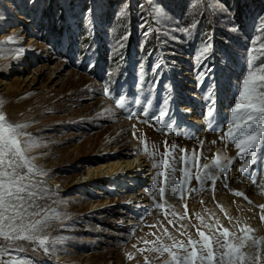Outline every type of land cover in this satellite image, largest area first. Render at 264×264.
Wrapping results in <instances>:
<instances>
[{
	"label": "rangeland",
	"instance_id": "1",
	"mask_svg": "<svg viewBox=\"0 0 264 264\" xmlns=\"http://www.w3.org/2000/svg\"><path fill=\"white\" fill-rule=\"evenodd\" d=\"M224 2L236 14L242 31H228L231 19L219 14L204 11L203 15L193 16L189 11L186 16L189 0H160L175 18L169 25L153 22L151 0H146L145 7H138L142 0H37L35 4L28 0H0V41L15 38L14 43L3 45L0 55V111L9 121L28 125L25 131L38 145L28 156L47 173L34 177L43 181L42 186L48 190L47 198L39 202L61 216L51 222L47 234L57 243L50 245L47 252L18 241L24 251L13 252V257H27L31 264H145L147 257L148 264H163L170 259L167 253L161 256L150 251L160 242L187 243L189 235L199 239L198 228L212 234L223 228L231 231L235 226L234 231L240 234L239 221L233 225L230 220L239 215L240 203L254 204L243 195L236 196L239 188L230 182L233 179L242 183L238 169L243 162L230 168L226 179L224 173H219L214 186L211 181L201 184L193 178L182 198L166 191L161 199L152 190L157 183L153 177L158 170H164L153 168V162L165 158V142L170 151L172 145H177L173 153L177 180L182 177L181 155L195 154L194 163L201 174L207 170L202 166L211 165L217 154L222 163L238 160L237 154L231 155L238 151L235 145L221 136L227 130L229 110L235 103V85L245 72V49L254 35V19L264 14V0ZM89 8L93 9L91 14H87ZM195 11L199 13L203 8L198 6ZM195 21H199L198 27L185 33V26ZM142 23L151 25V35L145 37V29L139 27ZM205 41L212 42L213 52L197 68L195 57ZM20 48L24 51L17 56ZM225 51L230 61L223 55ZM156 62L162 64L158 75L151 71ZM141 64L145 78L142 90L135 87ZM225 64L229 65L227 70ZM205 65L212 71L204 77L203 84H198V73ZM109 81L111 89L125 94L130 104L139 96L142 101L147 97L154 106L168 95L165 85H171L170 116L180 130L167 133L154 121L143 122L142 115L128 119L114 99L103 94ZM151 81H156L155 88ZM213 83L216 120L209 128L204 95ZM135 110L139 112V108ZM206 133L211 135L210 145L202 152V134ZM135 158H141L138 176L147 178L127 187L123 180L129 178L130 172L125 171V161ZM197 166L191 168L192 173ZM263 166L258 160L250 168L251 176L240 175L247 181L255 175L262 176ZM112 183L117 190L108 187ZM123 186L126 192L119 191ZM217 187L229 197L233 211L225 215L219 207L225 227L219 224L221 229L210 230L203 224H212L204 219L202 223L197 214H205L206 207L202 206L206 204L218 207L213 197ZM206 194L211 199L202 201ZM169 200L180 204L174 207ZM156 203L164 207L157 208ZM141 204L147 205L140 207ZM185 211L187 217L179 219ZM169 220L173 223L169 224ZM261 226L264 228L263 221Z\"/></svg>",
	"mask_w": 264,
	"mask_h": 264
},
{
	"label": "snow or ice",
	"instance_id": "2",
	"mask_svg": "<svg viewBox=\"0 0 264 264\" xmlns=\"http://www.w3.org/2000/svg\"><path fill=\"white\" fill-rule=\"evenodd\" d=\"M30 4L37 3V0H28ZM153 5L152 20L160 25H169L175 20L167 9L160 3V0H151ZM146 0H142L138 7H145ZM202 7L203 11L197 13L195 9ZM192 12V15H203L204 11L213 15L219 14L224 19H231L228 31H242L241 24L236 21V14L232 12L224 0H189L188 10L185 15ZM93 9L89 8L87 14H91ZM123 15V13H120ZM91 23V21H89ZM199 21H195L190 26H185L184 32L189 33L192 28L198 27ZM145 29V37L152 34L151 25L142 23L139 25ZM253 37L248 41L249 46L245 49V72L235 85L236 95L234 96V106L230 107V118L226 121L227 130L221 136L222 140H226L235 145L237 158L243 163L239 167L241 174L251 176L250 168L255 165L257 160L264 164V14H258L254 19ZM15 38L9 37L7 41H0V55H3V45L6 43H14ZM225 43H228L226 40ZM23 48L17 50L16 55L22 54ZM213 52V44L211 41L203 42V46L198 49L195 57L196 67L200 68L204 60L207 59L209 53ZM227 56V51L223 54ZM67 59V57H65ZM140 71L138 73V81L136 88L142 90L145 84L144 66L138 65ZM162 67L160 62L154 63L151 71L158 75V70ZM229 67L224 65L225 70ZM212 71L207 65L198 73V84H203L204 77ZM153 88L156 81H151ZM168 95L162 98V102L154 106L152 101L147 97L142 101L139 96L130 104L128 98L123 93H117L111 89V82L105 83L103 94L114 99L115 105L127 113L128 119H139L142 115L143 122L148 123L150 120L160 125L161 130L167 133L180 130L177 121L170 116L169 105L173 100L171 85H165ZM215 83L208 85V90L204 95L205 115L208 119V127L212 128L213 122L216 120V93ZM3 100H0V105ZM133 105L135 107H133ZM156 107L153 112L152 108ZM139 108V112L135 109ZM187 111H190L188 109ZM167 117V119H166ZM28 127L26 123H14L6 118V114L0 111V264H31L29 258L13 257L12 253L24 251L22 245L16 242L25 241L35 245L36 248L45 252L49 250L50 245H54L57 241L50 238L47 234L53 220L61 219L60 214L51 208H45L39 201L47 198L48 190L45 189L43 181H37L34 177L46 176L42 169L37 168L33 163L34 158H30L28 153L35 147L37 143L31 139L25 131ZM215 143V141H213ZM203 144V141H201ZM164 159L159 163L153 162V168L164 169L158 170L153 177L157 183H154L152 190L157 191L161 199L164 198L167 191L173 196L182 198L187 185L195 178L199 183L211 181L213 186L219 173L225 174L231 168L234 162L231 159L227 163H222L219 154L216 155L211 165L204 164L203 169H207L201 174L199 166L195 165L197 157L181 155L179 157L183 164L180 169L182 173L181 179L176 178V157L174 151L177 145L171 146V151L167 148ZM187 153L186 149L180 150ZM147 152V150H146ZM152 156L153 153H147ZM197 166L195 173L191 172V168ZM216 170L213 172L212 170ZM158 184L161 185L158 187ZM152 190L148 191V195H152ZM194 190V189H193ZM236 196H242L243 193L237 191ZM155 200V197H153ZM247 199V197H245ZM251 203V201H249ZM157 208H163V203H156ZM264 209V205L260 206ZM187 205H185V209ZM221 210L223 208L221 206ZM51 213V214H50ZM172 215H177L172 213ZM227 215V213H225ZM187 217V211L184 216L179 219L183 220ZM197 218L203 223V217L197 214ZM264 221V215L261 216ZM169 224L173 221L169 220ZM219 225V220L216 221ZM155 227V226H153ZM181 227H184L181 225ZM195 227V225H193ZM204 228L213 229L215 225L204 223ZM222 227V226H221ZM167 234V229L164 230ZM255 230L251 227L240 229L238 235L235 231L223 228L222 231H214L212 234H206L205 231L197 229L199 239H193L191 235L187 238V243L183 241L174 242L172 245L160 242L158 246L152 247L150 251L163 256L167 253L170 259L163 261V264H264V238L255 237L252 233ZM184 233H181L183 235ZM159 241V237L156 238ZM6 242V245L5 243ZM145 243H153L156 241H145ZM135 247V246H134ZM140 251H144L141 249ZM7 257V259H4ZM131 258V257H129ZM145 264H148L145 257Z\"/></svg>",
	"mask_w": 264,
	"mask_h": 264
},
{
	"label": "bare ground",
	"instance_id": "3",
	"mask_svg": "<svg viewBox=\"0 0 264 264\" xmlns=\"http://www.w3.org/2000/svg\"><path fill=\"white\" fill-rule=\"evenodd\" d=\"M198 122H200V121L198 120ZM196 124H197V122H196ZM197 128H198V125H197ZM202 136L205 137L203 139V145L204 146L202 148V152H204V151L206 152L207 149H209L210 138H211L210 136L211 135L209 133H206V134H202ZM190 147H193V146H190ZM190 150H191V148H190ZM233 154L235 155V154H237V152L232 151L231 155H233ZM141 158L140 159L135 158L133 161H129V162L125 161L126 165L124 167H127V169L125 171L126 172L129 171L130 173H127V177H129V178L126 181L123 180V185H127V187H130V186H132L133 183L138 184L140 179H142L143 177L147 178L146 175L142 176V177L138 176V173L140 174V170H141V168H138V166H141V165H139L140 164L139 162H141L140 161ZM234 161H236V162H234L231 165V168L232 167H234V168L239 167L240 166L239 163L242 162L240 159H238V160L234 159ZM142 163H143V161H142ZM143 165H146V164H143ZM263 170H264V166H263ZM206 171H208V170H206ZM149 172L150 171L147 172L148 175L151 174V172L150 173ZM213 172H215V170H213ZM232 176L230 175V177H232ZM260 176L255 175L252 178H249V181H247L239 173L238 178L239 179L242 178L241 184H238L239 180L230 179L231 180L230 182L237 184L236 187H238L239 190H236V191L243 193V197L249 198L252 201V203H254L252 205L248 204V203H243V202L240 203L241 205L238 206L239 215L236 218L234 217L233 219H231L230 222H233L232 224L235 225L236 221L238 220L239 221L238 224H240L242 228L251 227L252 229L255 230L252 233L255 237L264 238V228H263V226H261V222H262L261 216L264 215V209L259 208L261 205H264V192H263V189H264V172H263L262 176L261 177ZM233 186L235 187V185H233ZM108 187H110L111 189H115V190L118 189V186L116 184H113V183L109 184ZM217 188L218 189H215V191L213 192V197L218 202V207L217 206L214 207L211 204H206L205 206H202V207H206V209L204 210L205 214H203V216H202L204 221L207 223L209 222L212 225H215L216 228L218 227V225H216L217 220H219V224H222V226L225 227L222 223L221 215L219 213L218 208L222 206L224 212H226V213L233 211V207L230 205V202H228L229 197L226 195V193H224L222 188H219V187H217ZM119 189H120L119 191H125V192L127 191V189L124 186L120 187ZM201 199H202V201L203 200L208 201L211 199V197L209 196V194H206V195H203L201 197ZM202 201H201V203H202ZM169 202H172L170 204L175 203L174 207L177 204H180L177 200H169ZM145 205H147V204H145ZM145 205L141 204L140 207H143ZM202 209H204V208H202ZM236 209L237 208H235V210ZM177 212H179V211H177ZM182 216H184V214ZM185 221H186V219H185ZM182 222H184V221H182ZM187 222H189V221H187ZM218 228L221 229V227H218ZM234 229H235V226L233 227V229L231 231H234ZM262 253H264V246H262Z\"/></svg>",
	"mask_w": 264,
	"mask_h": 264
}]
</instances>
